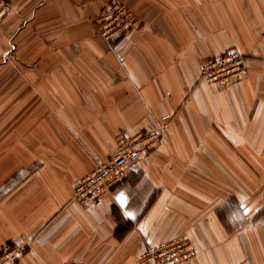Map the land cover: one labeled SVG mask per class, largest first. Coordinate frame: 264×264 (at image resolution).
Returning <instances> with one entry per match:
<instances>
[{
  "label": "crops",
  "instance_id": "crops-1",
  "mask_svg": "<svg viewBox=\"0 0 264 264\" xmlns=\"http://www.w3.org/2000/svg\"><path fill=\"white\" fill-rule=\"evenodd\" d=\"M125 4L139 29L112 45L96 19ZM0 23V249L14 264H136L184 236L182 264H264V0H9ZM235 51L247 75L200 80ZM164 129L98 204L76 180L120 134ZM123 195V202L117 197Z\"/></svg>",
  "mask_w": 264,
  "mask_h": 264
},
{
  "label": "built area",
  "instance_id": "built-area-1",
  "mask_svg": "<svg viewBox=\"0 0 264 264\" xmlns=\"http://www.w3.org/2000/svg\"><path fill=\"white\" fill-rule=\"evenodd\" d=\"M10 10L9 0H0V23ZM96 27L98 34L112 45L118 39L141 26L137 14L125 4L111 1L101 9ZM247 75L243 56L231 50L203 63L200 80L214 87L229 86ZM164 129L120 134L116 151L105 162L96 164L89 173L76 180L73 200L87 205L98 204L104 196L119 186L137 163L149 155L158 145ZM27 253V247L5 244L0 249V264H14ZM195 250L188 238L181 236L157 246H146L136 264H182L189 262Z\"/></svg>",
  "mask_w": 264,
  "mask_h": 264
},
{
  "label": "snow or ice",
  "instance_id": "snow-or-ice-1",
  "mask_svg": "<svg viewBox=\"0 0 264 264\" xmlns=\"http://www.w3.org/2000/svg\"><path fill=\"white\" fill-rule=\"evenodd\" d=\"M125 198L123 197V195H120L117 197V200L120 201V202H123Z\"/></svg>",
  "mask_w": 264,
  "mask_h": 264
}]
</instances>
